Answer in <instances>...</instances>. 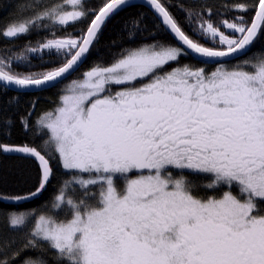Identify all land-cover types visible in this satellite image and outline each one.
Returning a JSON list of instances; mask_svg holds the SVG:
<instances>
[{
  "label": "snow or ice",
  "instance_id": "snow-or-ice-1",
  "mask_svg": "<svg viewBox=\"0 0 264 264\" xmlns=\"http://www.w3.org/2000/svg\"><path fill=\"white\" fill-rule=\"evenodd\" d=\"M145 3L152 28L141 12L125 21V35L163 29L177 45L156 40L110 64L97 61L35 128L31 112L17 118L32 133L26 142H10L17 121L0 109V156L34 162L36 173L27 193L0 194V202L41 195L55 179L54 161L68 176L44 214L2 213L0 264H264V52L249 55L264 37V0L225 3L206 16L187 10L199 39L162 0ZM141 6L104 0L97 10L88 0H60L21 13L0 37L47 29L45 21L65 34L25 49L52 68L20 73L0 59V91L57 87L79 70L110 19ZM227 13L230 19H214ZM181 56L203 66H179ZM231 60L239 62L227 67ZM172 63L178 66L166 71ZM210 64L215 70H206ZM18 176L32 179L24 167Z\"/></svg>",
  "mask_w": 264,
  "mask_h": 264
},
{
  "label": "trees",
  "instance_id": "trees-1",
  "mask_svg": "<svg viewBox=\"0 0 264 264\" xmlns=\"http://www.w3.org/2000/svg\"><path fill=\"white\" fill-rule=\"evenodd\" d=\"M60 2V0H0V29H3L10 21L21 17V13L24 16L31 15V10L35 9L36 4L42 6L55 4ZM92 7L97 8L104 0H88ZM165 6L169 8V11L178 20L181 27L189 34L193 39H199L196 37L189 27V24L194 22L190 21L187 16V10H191L193 14L200 12L206 16V9L211 8L215 13L217 11H222L221 5L233 2H248L252 3L253 0H162ZM136 5H142L140 3H134ZM28 5V9H24L22 6ZM181 6L185 10H182ZM201 6H204L203 8ZM141 12L146 14V22L149 29L152 28L155 15L146 6L126 8L125 10L119 12L112 19L107 22L106 27L103 28L102 33L99 36L98 42L92 47L90 54L88 55L85 63L82 67L65 80L63 83L59 84L57 87L48 88L42 92H37L35 94H24L18 93L15 90L8 89L7 91H0V109H3L4 114L12 117L17 122L15 126L11 129L12 138L10 142L21 143L26 142L32 136V133H25L22 129L20 123L18 122V117L25 115L27 112H31L30 117L33 128L36 127L35 121L41 116L45 111L53 110L59 103V97L63 94V90L67 83L74 79L81 78L83 73L88 71L97 61H103L105 65L113 62L122 52L143 46L146 44H151L156 40L167 42L173 45H177V41L173 36L169 34L168 31L163 29L159 30L156 36L151 35L149 32H143L138 34L133 38L129 39L122 26L125 21L130 17L137 16ZM251 15V14H250ZM222 18H231V13L225 14V16H214L215 20H220ZM91 16L88 17L86 21L83 22V26L86 28ZM49 24V27L45 29L43 26L37 27L32 31L30 35H24L18 39H5L0 37V59H4L11 63V67L15 72L28 73V72H38L43 68H52L54 64H41L36 58L28 53L25 49L26 47H36L37 41H41L42 38H52V33L55 32L56 36L64 35V31L60 30L58 26L51 24L50 21H45ZM72 29L69 28L68 31ZM224 30V29H222ZM76 35L77 33H73ZM204 43L203 40L200 41ZM207 46L211 47V44ZM257 52H264V37L258 39L252 48L249 50V55L251 56ZM27 57L25 60H17V57ZM247 57H240L243 60ZM255 57H253L254 59ZM180 65L191 64L196 67H201L203 65L199 64L197 61L193 60L190 56H181L179 58ZM30 62L31 66H26ZM238 60H231L226 66L232 67ZM60 63V62H57ZM175 63L170 66L166 65L165 69H170L176 67ZM216 65L210 64L206 66L207 71H212ZM147 81V80H145ZM11 101V103L9 102ZM35 104L34 109L31 107ZM46 138V137H45ZM39 137L36 138V143H40ZM24 167L28 170V173L32 177L28 182L21 181L18 176V170ZM53 168L55 171V179L48 186L47 190L41 195L34 199H28L21 201L19 203L3 201L0 202V231L4 229V219L2 213L8 211L15 212H34L35 215L44 214L45 211L51 208V203L54 196L57 194L58 189L61 185L63 179H67L68 176L64 170L59 166L58 161L53 162ZM35 163L22 162L16 157L0 156V194L17 195L27 193L29 189L33 187L35 180ZM189 179L201 183L206 182V177L203 176H190ZM122 186V185H121ZM201 194H204L205 190L201 189ZM207 194H212L211 190H208ZM49 257L51 253L48 254ZM50 264L53 262L50 260Z\"/></svg>",
  "mask_w": 264,
  "mask_h": 264
},
{
  "label": "water",
  "instance_id": "water-1",
  "mask_svg": "<svg viewBox=\"0 0 264 264\" xmlns=\"http://www.w3.org/2000/svg\"><path fill=\"white\" fill-rule=\"evenodd\" d=\"M133 3H140V4H142V5H144V6H146L148 9H150V7L145 3V0H133ZM151 10V9H150ZM152 11V10H151ZM153 12V11H152ZM154 13V12H153ZM169 34L171 35V36H173V34H171L170 32H169ZM89 55V54H88ZM88 57V56H87ZM242 57V56H241ZM87 59V58H86ZM86 61V60H85ZM85 63V62H84ZM83 63V64H84ZM82 64V65H83ZM82 65L80 66V68L82 67ZM79 68V69H80ZM77 72V71H76ZM76 72H73L72 74H71V76H69V77H72V75L73 74H75ZM68 77V78H69ZM11 90H15V91H17L16 89H14V88H10Z\"/></svg>",
  "mask_w": 264,
  "mask_h": 264
},
{
  "label": "rangeland",
  "instance_id": "rangeland-1",
  "mask_svg": "<svg viewBox=\"0 0 264 264\" xmlns=\"http://www.w3.org/2000/svg\"><path fill=\"white\" fill-rule=\"evenodd\" d=\"M165 70H166V71H170L171 69H165ZM213 70H215V68H214ZM213 70H212V71H213ZM81 78H82V77H81ZM81 78H78V79H81ZM145 82H147V81H145ZM70 83H71V81H70L69 83H67V85L70 84ZM67 85H66V86H67ZM66 86H65V87H66ZM65 87H63V88L65 89ZM117 90H118V89H117ZM117 183L120 184L121 182H120V181H117ZM61 215H62V214H61Z\"/></svg>",
  "mask_w": 264,
  "mask_h": 264
},
{
  "label": "flooded vegetation",
  "instance_id": "flooded-vegetation-1",
  "mask_svg": "<svg viewBox=\"0 0 264 264\" xmlns=\"http://www.w3.org/2000/svg\"><path fill=\"white\" fill-rule=\"evenodd\" d=\"M171 69V68H170ZM139 86V85H137ZM120 86H113V91L117 90Z\"/></svg>",
  "mask_w": 264,
  "mask_h": 264
}]
</instances>
